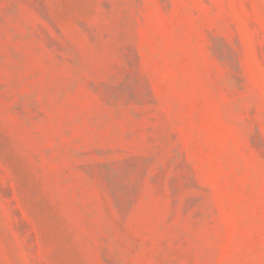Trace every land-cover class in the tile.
<instances>
[{"label":"rangeland","instance_id":"1","mask_svg":"<svg viewBox=\"0 0 264 264\" xmlns=\"http://www.w3.org/2000/svg\"><path fill=\"white\" fill-rule=\"evenodd\" d=\"M0 264H264V0H0Z\"/></svg>","mask_w":264,"mask_h":264}]
</instances>
